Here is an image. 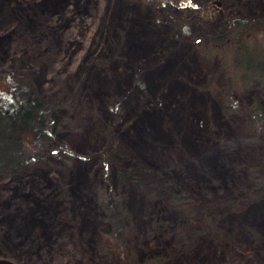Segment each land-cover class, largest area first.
I'll return each instance as SVG.
<instances>
[{"label": "rangeland", "instance_id": "1", "mask_svg": "<svg viewBox=\"0 0 264 264\" xmlns=\"http://www.w3.org/2000/svg\"><path fill=\"white\" fill-rule=\"evenodd\" d=\"M263 8L264 0H0V72L30 74L41 97L56 98L59 119L56 139L26 135L31 163L0 173V257L107 264L98 242L112 193L126 205L123 242L140 264H264V130L242 106L264 104V80L242 87L234 71L264 70V23L243 36L234 65L208 42L229 11ZM143 66L145 93L134 81Z\"/></svg>", "mask_w": 264, "mask_h": 264}, {"label": "trees", "instance_id": "2", "mask_svg": "<svg viewBox=\"0 0 264 264\" xmlns=\"http://www.w3.org/2000/svg\"><path fill=\"white\" fill-rule=\"evenodd\" d=\"M228 17L226 22L229 23L224 30H218L212 36H207L210 37L209 44L213 46L221 44L222 49L225 48L220 51L221 55L226 60L232 61L234 65L237 61L235 53L242 51L239 49L243 44V36L264 23V8L255 9L250 13L229 11ZM234 29L236 35L232 34ZM231 46H236V48L233 47L234 52H230L233 50L229 49ZM261 65L264 69V63ZM246 66L249 68L251 64ZM234 71L239 72L242 87L247 85L250 79L259 80L262 86L264 70L255 74H250L248 70ZM134 81L137 90L145 93L150 81L146 66L136 73ZM224 85L228 89L234 87L230 75H227ZM262 90L264 91V86ZM241 91L242 88L238 91V96ZM242 106L247 113L249 124L259 132L264 130V104H261L258 98H254L251 102L242 101ZM56 107L55 97L43 98L37 93L30 74L21 75L17 71L10 70L0 72V173L18 172L34 160V155L26 149V135L42 139L44 142L56 139L59 126ZM115 107L118 111L122 109L120 104H116ZM59 148L64 154L74 155L65 142H60ZM101 208L107 227L102 233L98 246L108 254L107 264H140L142 261L137 252L127 248L123 242L128 232L126 221L128 211L125 203L109 193L102 201Z\"/></svg>", "mask_w": 264, "mask_h": 264}, {"label": "water", "instance_id": "3", "mask_svg": "<svg viewBox=\"0 0 264 264\" xmlns=\"http://www.w3.org/2000/svg\"><path fill=\"white\" fill-rule=\"evenodd\" d=\"M184 26H186V25H184ZM0 264H15V263L9 258L0 257Z\"/></svg>", "mask_w": 264, "mask_h": 264}]
</instances>
